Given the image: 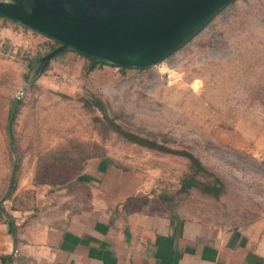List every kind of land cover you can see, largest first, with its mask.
Instances as JSON below:
<instances>
[{"label":"rangeland","instance_id":"374dc122","mask_svg":"<svg viewBox=\"0 0 264 264\" xmlns=\"http://www.w3.org/2000/svg\"><path fill=\"white\" fill-rule=\"evenodd\" d=\"M56 46L0 15V249L16 247L9 233L58 224L75 198L96 197L104 209L106 198L124 208L136 206L138 197L153 199L155 209L168 214L241 228L264 254V0H236L142 70L89 69L90 60L74 50L42 68L39 58ZM84 97L98 99L108 120ZM109 120L191 153L205 170L183 155L124 140ZM102 162L110 168L105 179L100 173L90 178L88 166ZM191 177L218 179L219 195L196 186L184 190ZM105 183L118 190L101 189ZM14 254L10 264H27L25 254Z\"/></svg>","mask_w":264,"mask_h":264},{"label":"crops","instance_id":"0c3cea01","mask_svg":"<svg viewBox=\"0 0 264 264\" xmlns=\"http://www.w3.org/2000/svg\"><path fill=\"white\" fill-rule=\"evenodd\" d=\"M97 167L89 165L86 174L105 179L107 162ZM115 186L105 183L101 189L116 192ZM78 198L58 224L9 233L17 244L0 249V255L11 257L0 264L13 263L14 250L25 254L27 264H264V254L249 245L241 228L168 214L155 209L153 199L136 197V206L118 208L106 198L100 209L96 197Z\"/></svg>","mask_w":264,"mask_h":264},{"label":"water","instance_id":"95a60500","mask_svg":"<svg viewBox=\"0 0 264 264\" xmlns=\"http://www.w3.org/2000/svg\"><path fill=\"white\" fill-rule=\"evenodd\" d=\"M232 1L26 0L0 2V15L58 41L39 58L42 68L68 49L108 65L148 68L175 52ZM11 118L12 113L9 131Z\"/></svg>","mask_w":264,"mask_h":264},{"label":"trees","instance_id":"16d2710c","mask_svg":"<svg viewBox=\"0 0 264 264\" xmlns=\"http://www.w3.org/2000/svg\"><path fill=\"white\" fill-rule=\"evenodd\" d=\"M236 0L230 2L228 5H230L231 3L235 2ZM228 5H226L225 7H227ZM224 7V8H225ZM224 8H222L221 10H223ZM220 10V11H221ZM219 11V12H220ZM218 12V13H219ZM217 13V14H218ZM215 16V15H214ZM213 16V17H214ZM212 17V18H213ZM211 18V19H212ZM210 19V20H211ZM209 23V22H208ZM207 23V24H208ZM206 24V25H207ZM205 25V26H206ZM204 26V27H205ZM203 27V28H204ZM202 28V29H203ZM201 29V30H202ZM200 30V31H201ZM199 31V32H200ZM49 38V37H47ZM51 39V38H49ZM191 39V38H190ZM189 39V40H190ZM53 40V42L58 45V41L54 40V39H51ZM188 40V41H189ZM187 41V42H188ZM185 44V43H184ZM180 48V47H179ZM52 50V49H51ZM68 50H72V49H68ZM87 59L90 60L91 62V66L89 69H93L95 68L96 66H99V65H104L105 63L103 62H96L94 59L92 58H89V57H86ZM28 67H30V64L28 65ZM120 70L122 71H125L126 69H130V68H124V67H118ZM149 68V67H148ZM134 69H138V70H142V69H145V68H134ZM39 70V68L37 69ZM83 102L85 105L87 106H96L100 111L103 112V117L106 118V120H108V117L105 113V109H104V105L98 100L96 99L95 97H92L91 99L87 98V97H84L83 98ZM109 126L111 128V130H113L114 132H116L119 136H121L124 140L128 141V142H131V143H135V144H138V145H141V146H144V147H147V148H150V149H155V150H159V151H164V152H170V153H177V154H180V155H183L184 157H186L189 162L191 163L192 166H195L196 168H198V170H202L204 171L205 170V167L202 165V163L200 162V160L198 158H196L194 155H192L191 153L189 152H186V151H180V150H175V149H170L164 145H161L159 143H157L156 141H153V140H150L148 138H145L139 134H136L132 131H129L127 129H124L122 126H120L119 124L117 123H114L112 121L109 120ZM13 180V178H12ZM191 186H196L198 188H200V190L204 193H207V194H210V195H213L215 197H217L219 195V192L221 191V186H222V183L218 180V179H215L214 182L212 183H206V182H203V181H199V180H196L194 179L193 177L191 178H188V179H184V183L182 185V188L184 190H186L187 188L191 187ZM12 223L13 221L12 220H8L7 221V224H8V228L9 230L11 231L12 230ZM11 259V257L9 255H0V260L2 262H7Z\"/></svg>","mask_w":264,"mask_h":264}]
</instances>
